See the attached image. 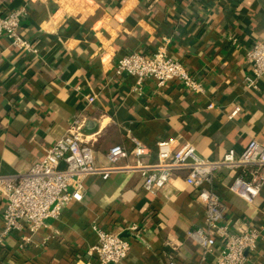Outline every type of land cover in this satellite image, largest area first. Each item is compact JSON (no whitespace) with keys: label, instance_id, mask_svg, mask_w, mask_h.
Listing matches in <instances>:
<instances>
[{"label":"crops","instance_id":"obj_1","mask_svg":"<svg viewBox=\"0 0 264 264\" xmlns=\"http://www.w3.org/2000/svg\"><path fill=\"white\" fill-rule=\"evenodd\" d=\"M20 8L26 16L19 33L34 50L0 38L2 174L40 161L76 117L96 138L99 165L108 164L115 144L131 152L132 135L150 147L151 161L160 140L189 141L210 160L241 153L254 138L264 144V76L255 90L245 85L247 51L264 40V0H0L1 15ZM166 42L203 92L148 79L137 94L133 77L115 73L121 57L151 54ZM186 175L175 171L157 194L146 192L135 172L88 176L83 200L70 202L23 247L26 230L1 238L6 201L0 195V264H100L89 254L98 243L96 224L129 239L120 264H215L222 244L203 260V249L187 234L205 226V212ZM235 176L222 168L214 179L226 221L234 228L264 225V186L246 202L229 189ZM245 264H264V238Z\"/></svg>","mask_w":264,"mask_h":264},{"label":"built area","instance_id":"obj_2","mask_svg":"<svg viewBox=\"0 0 264 264\" xmlns=\"http://www.w3.org/2000/svg\"><path fill=\"white\" fill-rule=\"evenodd\" d=\"M25 16V8L0 14V38L7 37L18 49L31 51L34 50L31 42L19 33ZM246 59L250 74L245 78V85L255 90L264 76V40L252 45ZM114 70L118 76L128 75L135 79L133 91L137 94L143 93L148 79H154L158 87L178 81L189 91H204L201 81L185 64L169 54L167 42L151 54L135 52L121 57L115 62ZM215 105L211 102L209 108ZM85 124L84 118H74L67 133L47 148L45 156L27 171L4 175L0 170V195L6 201L2 239L26 230L21 237V247L32 242L49 219L59 218L70 202L83 200L88 176L107 180L116 173L135 172L140 174L144 190L157 194L175 171L186 170V181L195 189V201L205 212V226L191 228L187 234L203 249V260L216 252L218 242L222 247L215 253V264H245L248 254L258 248L264 238V225L234 228L229 224L225 205L213 184L219 170L229 169L236 174L230 191L253 203L264 186V144L259 140H250L241 153L229 150L219 160L201 157L189 141L160 140L156 144L157 158L151 161L150 147L132 135L131 152L124 145L115 144L107 152L108 164L99 165L95 160L96 138L85 132ZM131 157L134 160L128 161ZM61 163L65 166L60 167ZM1 165L0 159V169ZM93 228L98 234V243L89 254L96 256L100 264H120L127 258L131 244L122 232L109 231L98 224ZM168 264L178 263L170 260Z\"/></svg>","mask_w":264,"mask_h":264}]
</instances>
